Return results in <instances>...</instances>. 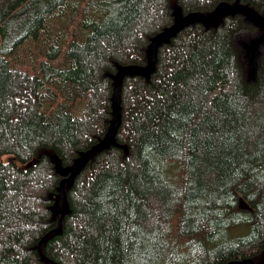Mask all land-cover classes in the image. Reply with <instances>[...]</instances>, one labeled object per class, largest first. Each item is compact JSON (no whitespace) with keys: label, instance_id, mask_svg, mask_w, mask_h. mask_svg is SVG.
Wrapping results in <instances>:
<instances>
[{"label":"trees","instance_id":"1","mask_svg":"<svg viewBox=\"0 0 264 264\" xmlns=\"http://www.w3.org/2000/svg\"><path fill=\"white\" fill-rule=\"evenodd\" d=\"M264 0H0V264L264 262ZM255 54V56L253 55ZM37 159L36 164H30ZM62 169L60 172L59 170ZM247 229L246 230H244Z\"/></svg>","mask_w":264,"mask_h":264},{"label":"water","instance_id":"2","mask_svg":"<svg viewBox=\"0 0 264 264\" xmlns=\"http://www.w3.org/2000/svg\"><path fill=\"white\" fill-rule=\"evenodd\" d=\"M236 15V14H245L247 18L254 22L255 25L259 26L264 30V16L261 15L258 10H256L254 7L243 4L240 2H221L216 9L210 14L207 15L202 12H191L187 15H180L177 18V21L171 26L166 28L165 30L159 32L157 35H155L152 38L149 51H148V58L150 60L149 65L147 66H136V65H128L123 66L120 68L119 72L116 75V81H115V91H114V106H115V113H116V122L114 124L113 130L111 132V135L104 141L98 143L94 147H92L86 154H84V158L82 162L73 170L72 174L70 176L65 177L61 182V189L63 194V201H62V214L59 220V227L56 228L54 231H51L48 233L42 241L39 243L38 247L41 251V244L42 242L53 232H60L63 226V219L68 209V197H67V191H66V184H73L74 178L76 174L81 170V168L90 160V158L93 156V154L101 148L108 147L115 139L116 134L118 132L119 126L121 124V83L123 76L126 72L134 71L141 75H150L153 73L156 69V63H157V57H158V48L162 42L169 41L171 38L175 37L177 33L191 25L195 21H200L203 23L204 26L207 28L217 25L219 21L221 20L223 15ZM262 41H264V35H262L257 40V45L260 44ZM38 162L37 159H34L30 164H36ZM63 168H61L59 171L61 172ZM249 261V264H254L252 259L247 260ZM243 261L240 262H232L229 264H241ZM264 264V262L260 263Z\"/></svg>","mask_w":264,"mask_h":264},{"label":"rangeland","instance_id":"3","mask_svg":"<svg viewBox=\"0 0 264 264\" xmlns=\"http://www.w3.org/2000/svg\"><path fill=\"white\" fill-rule=\"evenodd\" d=\"M253 55L255 56V54H253ZM244 230H246V231H247V229H245V228H244Z\"/></svg>","mask_w":264,"mask_h":264}]
</instances>
